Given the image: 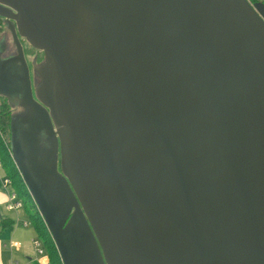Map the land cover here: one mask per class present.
Wrapping results in <instances>:
<instances>
[{
  "label": "water",
  "instance_id": "1",
  "mask_svg": "<svg viewBox=\"0 0 264 264\" xmlns=\"http://www.w3.org/2000/svg\"><path fill=\"white\" fill-rule=\"evenodd\" d=\"M0 15L18 49L0 93L31 108L12 153L63 264H264L263 0H0ZM20 36L46 55L38 98Z\"/></svg>",
  "mask_w": 264,
  "mask_h": 264
},
{
  "label": "trees",
  "instance_id": "2",
  "mask_svg": "<svg viewBox=\"0 0 264 264\" xmlns=\"http://www.w3.org/2000/svg\"><path fill=\"white\" fill-rule=\"evenodd\" d=\"M251 1H259V0H251ZM264 1V0H263ZM33 49H36L44 54V58H46L45 52L42 49L36 48L31 45L29 42L25 45V50L32 52ZM45 60V59H44ZM35 63H38V59L30 60L29 66L34 68ZM42 63V62H40ZM17 111L9 102V99H3L0 101V131L3 132L6 136V140L0 134V163L4 174L11 177L13 184L18 188L20 193H23L22 200L24 203V209L31 216V220L38 232V237L42 240L43 245L48 250V253L51 257L52 264H63V260L61 258L60 252L57 248L56 242L26 184L22 173L16 163V160L13 156L11 149V126L14 115ZM1 182V177H0ZM21 193V195H22ZM29 202L31 204V208L29 207ZM27 208V209H26ZM33 209V210H32ZM14 219L7 217L1 219V226L4 228L12 229L14 226ZM34 264H39L38 261L33 260Z\"/></svg>",
  "mask_w": 264,
  "mask_h": 264
},
{
  "label": "rangeland",
  "instance_id": "3",
  "mask_svg": "<svg viewBox=\"0 0 264 264\" xmlns=\"http://www.w3.org/2000/svg\"><path fill=\"white\" fill-rule=\"evenodd\" d=\"M36 58L38 59L39 63L43 62L44 59H45L44 58V54L42 52L36 50V49H33L32 52L28 51L27 60L29 62H30V60L33 61ZM12 64L15 65L16 62L13 61ZM18 66H20L19 67V71L22 72L23 71L22 66L21 65H18ZM33 74H34V71H33ZM36 76H37V82L39 84L40 83V76L37 73H36ZM21 93H22L21 91L19 92V94L15 93V92L13 93V99L16 102V104L20 101L19 98H20ZM22 109L23 108L20 107V106H16L15 107L16 111L22 112ZM0 134L4 138V140H6L5 134L3 132H1V131H0ZM3 173H4L3 170L0 169V174L2 175ZM14 187L18 190V188L15 185H14ZM18 192L20 194V197L22 198L23 193L21 192L22 193V195H21L19 190H18ZM28 205H29V207H27V208H31L32 207L30 202H29ZM23 209H24V207H23ZM26 212H27L26 210H25V212H23V215L25 214L23 217L26 218V219H29L30 223L28 225H23V224L18 225V226L15 227V231H14L15 238L18 239L21 242V245H22V249L19 252L20 253V257H19L20 258V263L21 264H34V261L28 259L26 257V255H30V256L34 257V259H37L39 262H44L45 259L48 258V256H49V260L51 261V257L49 255L48 250L45 247V245H43V247L45 248L44 253L40 254V255L37 254L36 249H35V247L33 245L32 239L38 237V232H37L32 220H31V216L28 213H26ZM10 213L15 215V211L14 210L10 211Z\"/></svg>",
  "mask_w": 264,
  "mask_h": 264
},
{
  "label": "crops",
  "instance_id": "4",
  "mask_svg": "<svg viewBox=\"0 0 264 264\" xmlns=\"http://www.w3.org/2000/svg\"><path fill=\"white\" fill-rule=\"evenodd\" d=\"M9 192L6 190L0 182V264H21L20 263V251L22 249L21 242L15 238V227L23 224L18 218L26 219L23 216L25 209L20 208L15 211V215L11 214L8 209ZM10 217L14 219V226L12 229L4 228L1 226V219ZM29 220V219H26ZM24 225V224H23ZM33 241V239H32ZM30 260H34V257L26 255Z\"/></svg>",
  "mask_w": 264,
  "mask_h": 264
},
{
  "label": "flooded vegetation",
  "instance_id": "5",
  "mask_svg": "<svg viewBox=\"0 0 264 264\" xmlns=\"http://www.w3.org/2000/svg\"><path fill=\"white\" fill-rule=\"evenodd\" d=\"M20 40L22 42V46H23V50H24L26 61H27L28 65H29L30 62L27 60L28 51L25 50V45L29 41L26 38H24L23 36H20ZM0 50H2L1 53H0V58H7V57H10V56L18 54V49H17L16 43H15V40L13 38L12 32H11L10 28L5 24V21H4V19H3V17L1 15H0ZM18 63L22 64L21 61H18ZM33 71H34V74H33ZM30 77H31V85H32L33 95H34L35 98H38L37 97V86L39 84L37 82L36 71L33 68H31V67H30ZM40 81H41V77H40ZM0 99L1 100L9 99V102H11V105L13 106L14 109H15L16 106H20V107L23 108L22 112H24V113L28 112L31 109L28 104L22 103L21 101H19L16 104L14 99H10L4 93H0ZM18 112H20V111H17V113ZM60 155H61V153H60Z\"/></svg>",
  "mask_w": 264,
  "mask_h": 264
},
{
  "label": "built area",
  "instance_id": "6",
  "mask_svg": "<svg viewBox=\"0 0 264 264\" xmlns=\"http://www.w3.org/2000/svg\"><path fill=\"white\" fill-rule=\"evenodd\" d=\"M0 169H2L1 163H0ZM0 177H1V183L3 187L9 192V199H8V204H7L8 209L18 210L20 208H23L24 207L23 200L20 197L18 190L14 187L11 177H9L8 175L4 173L2 175L0 174ZM18 220L22 222L24 225H28L30 223V220H26V219L21 220L20 218H18ZM33 245L38 255L44 253L45 248L43 247V242L39 237L33 238ZM34 260L38 261L37 259H34ZM39 263L40 264H52L51 261L49 260V256L48 258L45 259L44 262H39Z\"/></svg>",
  "mask_w": 264,
  "mask_h": 264
}]
</instances>
